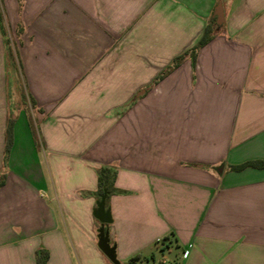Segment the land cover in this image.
Wrapping results in <instances>:
<instances>
[{
    "label": "crops",
    "instance_id": "obj_1",
    "mask_svg": "<svg viewBox=\"0 0 264 264\" xmlns=\"http://www.w3.org/2000/svg\"><path fill=\"white\" fill-rule=\"evenodd\" d=\"M1 1L0 264H37L40 247L48 264H114L102 165L121 264H264V167H233L264 160V0Z\"/></svg>",
    "mask_w": 264,
    "mask_h": 264
},
{
    "label": "trees",
    "instance_id": "obj_2",
    "mask_svg": "<svg viewBox=\"0 0 264 264\" xmlns=\"http://www.w3.org/2000/svg\"><path fill=\"white\" fill-rule=\"evenodd\" d=\"M0 23L2 25L3 30L5 31V23H4V15L2 10L0 9ZM214 24L208 23L205 28L204 35L198 42V44L192 49L193 61H196V50L200 46L207 43L214 35ZM14 50H12L9 46V57L12 63L16 62ZM183 58L182 56L177 57L174 60L173 66L177 65L179 61ZM15 61V62H14ZM160 75L159 77H162ZM14 125L15 120L13 117H10L8 120L7 128H6V144H5V155H4V167L6 168L8 165V159L11 152L12 145L14 143ZM249 165L264 167V160H254L248 161L239 165L233 166L235 169H243ZM117 175V167L114 165H102L97 168V177H98V188L94 192L97 199H100L101 195L104 193L105 189H107L108 194L106 197V207L109 208V199L113 193H117L119 189L115 186V179ZM7 180V171L4 170L0 175V188L6 183ZM50 257L49 249L45 247H40L36 251V262L37 264H48V260Z\"/></svg>",
    "mask_w": 264,
    "mask_h": 264
},
{
    "label": "water",
    "instance_id": "obj_3",
    "mask_svg": "<svg viewBox=\"0 0 264 264\" xmlns=\"http://www.w3.org/2000/svg\"><path fill=\"white\" fill-rule=\"evenodd\" d=\"M216 14L218 16L217 23L221 25L223 23V5L221 2L217 6ZM107 194L108 191L105 189L100 199L97 200V206L94 209L95 217L101 222L98 233V245L114 264H121L117 258L116 247L111 244L110 240L109 225L112 222V214L110 208L106 207Z\"/></svg>",
    "mask_w": 264,
    "mask_h": 264
},
{
    "label": "rangeland",
    "instance_id": "obj_4",
    "mask_svg": "<svg viewBox=\"0 0 264 264\" xmlns=\"http://www.w3.org/2000/svg\"><path fill=\"white\" fill-rule=\"evenodd\" d=\"M1 2L2 1L0 0V9L2 10ZM8 44L10 48L15 52V39L13 37L11 36L8 37ZM27 99H28V95L23 83L22 73L19 71L18 81L13 79L12 83L10 84V106L12 110L17 109L18 105L23 104L25 101L27 102L28 101ZM169 259L170 256H166V260ZM156 261L158 262L163 261V257L158 255L156 257ZM152 263L155 264V261H153ZM152 263L150 262V264Z\"/></svg>",
    "mask_w": 264,
    "mask_h": 264
},
{
    "label": "built area",
    "instance_id": "obj_5",
    "mask_svg": "<svg viewBox=\"0 0 264 264\" xmlns=\"http://www.w3.org/2000/svg\"><path fill=\"white\" fill-rule=\"evenodd\" d=\"M164 263V261H161V262H156L155 264H163Z\"/></svg>",
    "mask_w": 264,
    "mask_h": 264
}]
</instances>
